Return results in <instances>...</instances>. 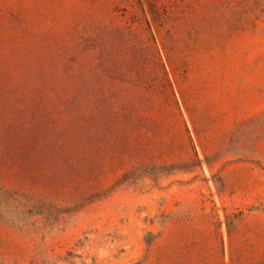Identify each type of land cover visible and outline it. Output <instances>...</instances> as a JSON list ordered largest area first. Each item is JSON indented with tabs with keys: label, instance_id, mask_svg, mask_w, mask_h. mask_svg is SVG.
<instances>
[{
	"label": "rangeland",
	"instance_id": "1",
	"mask_svg": "<svg viewBox=\"0 0 264 264\" xmlns=\"http://www.w3.org/2000/svg\"><path fill=\"white\" fill-rule=\"evenodd\" d=\"M0 264H264V0H0Z\"/></svg>",
	"mask_w": 264,
	"mask_h": 264
}]
</instances>
